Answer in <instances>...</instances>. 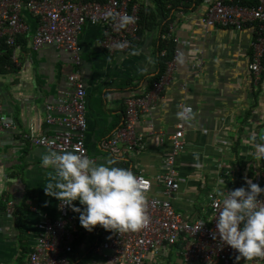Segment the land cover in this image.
Returning <instances> with one entry per match:
<instances>
[{
	"label": "crops",
	"instance_id": "crops-1",
	"mask_svg": "<svg viewBox=\"0 0 264 264\" xmlns=\"http://www.w3.org/2000/svg\"><path fill=\"white\" fill-rule=\"evenodd\" d=\"M162 1L164 10L170 11L167 23L157 15L154 2L135 3L157 18L154 25L146 24L125 52H107L100 45L103 28L84 26L79 35L80 67L66 51L52 47L31 50L36 20L26 15V42L15 51L14 69L0 75V104L17 126L15 133L0 134V264H24L36 237L35 225L58 217L60 201L44 190L55 175L41 163L49 150L33 146L30 140L57 130L46 124L48 108L68 102L70 75H78L86 90L85 144L89 158L98 164L114 160L113 166L140 172L154 181L153 192H157L155 177L164 171L168 145L159 147L153 137H148L146 151L134 154L122 149L113 156L104 144L122 126L125 99L151 91L165 54L161 45L170 39L176 38L178 51L171 80L156 100L158 112L154 117H142L137 128L141 131L151 122L155 133L172 134L180 121V106L193 108L184 123L188 147L177 158L182 184L172 199L176 211L188 220H206L207 196L217 187L226 191L231 183L223 177L225 170H232L234 178L245 185L263 170L264 161L255 156V145L264 142V75L255 84L248 70L255 25L248 24L242 31L220 27L207 30L199 20L205 0ZM199 59L202 65L194 67ZM10 201L15 203L11 218L6 213ZM74 203L82 207L79 201ZM74 214L81 231L77 240L84 264H106L92 248L109 231L97 226L89 232L81 226L79 213ZM171 249L151 255L146 264H178L179 258ZM234 263L251 264L237 259Z\"/></svg>",
	"mask_w": 264,
	"mask_h": 264
},
{
	"label": "built area",
	"instance_id": "built-area-1",
	"mask_svg": "<svg viewBox=\"0 0 264 264\" xmlns=\"http://www.w3.org/2000/svg\"><path fill=\"white\" fill-rule=\"evenodd\" d=\"M204 4L205 9L199 20L207 30L220 27L242 31L248 24L255 25L248 70L255 84H258L263 71L261 62L264 56V0H257V4L251 6L234 0H205ZM24 14L36 20V28L30 38L31 50L39 51L52 47L66 51L76 67L81 65L82 46L79 35L84 26L103 28L104 35L100 45L107 52H125L130 48L132 40L136 39L140 20L139 6L132 4L131 0H0V43L4 42L14 48L13 62L16 61L15 51L19 49L17 39L29 32V27L23 19ZM123 16L131 17L132 22L121 28L120 17ZM172 40L176 45V38ZM162 56L164 57V53ZM177 60L178 51L175 46L172 59L166 62L164 74L153 82L151 91L125 99L122 126L114 131L104 144L105 150L113 156L118 155L122 149L134 154L146 151L148 137H153L159 147L169 146V154L163 159L164 171L155 177L156 193L153 192V180L140 172L135 174L147 196V212L150 217L147 227L139 232L109 231L103 240L92 248V253L106 264H146L151 255L167 252L181 237L186 242L178 264H235L239 255L230 246L223 245L215 232V220L218 219L220 211L217 205V201L221 199L219 196L215 193L207 196L209 215L206 220H188L176 211L172 203L182 184L177 169V158L188 147L184 137V123L193 111L192 106H180V113L186 109L191 111L187 113V118L180 116L172 134L155 133L151 122H146L141 131L137 128V123L142 117H154L158 112L156 100L171 80L170 76ZM201 65L202 61L199 59L194 67L199 68ZM67 83L70 88L68 102L48 108L46 124L56 126L57 130L53 135H42L30 141L33 146L49 151H78V154L89 157L85 144V86L76 74L68 76ZM182 90H185V87H182ZM16 129L15 121L5 114L0 104V134L15 133ZM255 156L257 157L256 153ZM262 169L252 182L264 188V163ZM223 177L231 181L225 192L248 187L235 179L230 169L224 171ZM258 199L264 201V193ZM60 206L62 202L58 204L56 219H45L35 225L36 237L26 254L24 264L72 263L73 246L81 231L77 227L73 210ZM14 211L15 203L8 202L7 216L11 218ZM249 262L264 264V258L257 257Z\"/></svg>",
	"mask_w": 264,
	"mask_h": 264
},
{
	"label": "clouds",
	"instance_id": "clouds-1",
	"mask_svg": "<svg viewBox=\"0 0 264 264\" xmlns=\"http://www.w3.org/2000/svg\"><path fill=\"white\" fill-rule=\"evenodd\" d=\"M131 22V17H120L121 28ZM190 111L186 109L179 115L187 118ZM255 147L257 157L264 159V144ZM41 163L55 172L53 182L44 187L46 194L62 202L61 208L70 207L79 213L80 224L87 231L100 226L120 233L139 232L149 224L142 184L131 170L113 166L114 160L98 164L78 151H49L42 156ZM247 184V188L227 192L219 187L214 189L221 198L217 201L220 211L215 232L223 245L238 252V262L264 258V201L258 199L264 188L251 180ZM76 201L82 207L76 206Z\"/></svg>",
	"mask_w": 264,
	"mask_h": 264
},
{
	"label": "trees",
	"instance_id": "trees-1",
	"mask_svg": "<svg viewBox=\"0 0 264 264\" xmlns=\"http://www.w3.org/2000/svg\"><path fill=\"white\" fill-rule=\"evenodd\" d=\"M100 2L105 1V0H98ZM155 3V5H157V15H160V18L162 20V22L169 17L170 15V11H165L164 10V3L162 0H149ZM239 1L242 5H246V6H251V5H256L257 4V0H253V2H246L245 0H234ZM132 4L138 3V0H131ZM175 5V4H174ZM172 7H174L172 5ZM171 7V9H172ZM175 8V7H174ZM170 9V10H171ZM155 14H153L152 12L150 13V11L148 9H143L140 8L139 6V30L137 32V36H140V34L142 33V30L144 27H146V24H150L154 25L155 24V20L157 18V16L154 17ZM30 16V15H29ZM31 17V16H30ZM26 18V14L23 15V19ZM167 23V21H166ZM166 23L163 24V27L166 26ZM25 36H20L17 39V43L21 45H23L26 42V39H24ZM169 42H167L166 45H161V49H164L165 54L164 57H162L160 63H159V67H160V71L159 74L157 75V78H155V80L159 79L164 70H165V65L166 62L171 60L173 57V53L175 50V44L172 42V39L168 40ZM166 43V42H165ZM14 48L7 46L6 44H4V42L0 43V73H5L8 70H12L14 69V62L12 60V53H13ZM262 67H263V71H262V75H264V56L262 59ZM186 240L181 237L179 238V240L177 241V243L175 245H173L171 248V253H175L176 257H178L179 259L181 258V253L183 250V247L185 245ZM79 242L78 240H76L74 246H73V253L71 254V264H84V258H82L81 253L79 252Z\"/></svg>",
	"mask_w": 264,
	"mask_h": 264
},
{
	"label": "rangeland",
	"instance_id": "rangeland-1",
	"mask_svg": "<svg viewBox=\"0 0 264 264\" xmlns=\"http://www.w3.org/2000/svg\"><path fill=\"white\" fill-rule=\"evenodd\" d=\"M0 75H4V73H0Z\"/></svg>",
	"mask_w": 264,
	"mask_h": 264
}]
</instances>
